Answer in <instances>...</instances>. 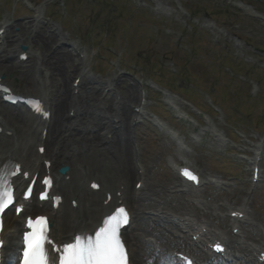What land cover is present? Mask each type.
Returning <instances> with one entry per match:
<instances>
[{
	"label": "rangeland",
	"instance_id": "obj_1",
	"mask_svg": "<svg viewBox=\"0 0 264 264\" xmlns=\"http://www.w3.org/2000/svg\"><path fill=\"white\" fill-rule=\"evenodd\" d=\"M40 1L54 17H47V23L88 51L92 78L122 72L144 81L147 88L153 79L185 100L197 102L212 118V126L174 120L163 97L150 95L145 124L131 132L148 170V182L174 184L168 168L173 143L152 122H156L150 116L154 109L163 118L156 122L158 126L174 127L180 137L197 139L182 144L176 155L197 163L207 176L225 181L220 189L210 187L203 206L218 212L219 203H246L257 232L264 233V172L262 181L253 185L250 167L243 159L264 137V21L243 16L228 4L231 0H158L162 10H157L156 0ZM243 1L264 11V0ZM19 2L0 0L1 14L15 21L31 17ZM7 79L24 93L37 91L34 82L13 79L11 74ZM176 107L192 114L200 112L182 102ZM205 129L221 134L219 149L211 148L209 142L216 146L217 141ZM262 168L264 171V155ZM180 202L183 210L191 209L184 196ZM212 223L217 228L226 225L220 219Z\"/></svg>",
	"mask_w": 264,
	"mask_h": 264
},
{
	"label": "bare ground",
	"instance_id": "obj_2",
	"mask_svg": "<svg viewBox=\"0 0 264 264\" xmlns=\"http://www.w3.org/2000/svg\"><path fill=\"white\" fill-rule=\"evenodd\" d=\"M33 22L38 23L19 21L18 31L13 30V23L6 25V39L0 48V71L11 74L16 80L21 78L34 82L37 88L43 90L42 95L50 106L52 116L48 126H45V137H42V130L39 134L35 130V124L39 123L37 118L27 114L21 106L12 107L0 100V121L5 128L13 131L11 136L0 134V155L13 149L26 168L42 158L51 159L54 171L62 164L68 165L70 179L56 182L55 191L66 198L77 195L80 208L73 219L69 202L57 211H50L54 223L53 235L58 239L67 238L69 232L91 229L93 223L97 222L100 196L87 195L86 190L79 187L80 181L93 176L112 186L115 181L119 185L120 180H124V202L132 212L130 228L125 231V237L133 264H179L170 254L175 249L192 251L202 262L212 264L213 259H204L205 255H201L203 241L194 242L183 232L177 234L178 238L170 236V232L174 233L178 228L169 213L174 211V215H185L178 212L183 209V203L180 202L176 185L148 182V170L139 175L132 164L129 122L135 113L130 102L139 101L137 83H127V78L122 74L99 79L86 77L84 73L81 82L83 91L74 95L68 83L69 74L78 66L73 74L74 77L77 75L82 59L65 44V38L60 33L42 24V18L35 17ZM14 36H17L16 43L22 40L27 45L29 58L23 63H17V55L14 53L13 57L12 50L6 49L12 45ZM30 61L31 66L26 67L25 64ZM115 89L122 90V94H116ZM73 97L76 98L75 105L71 103ZM66 104L68 108L65 110ZM71 108H75L74 116H70ZM116 125H119L118 129ZM110 131L111 139L107 136ZM39 136L45 146V154L41 156L34 147ZM133 179H142L139 190L134 189ZM174 181L179 183V177H172L171 183ZM200 211V217L211 218L212 213ZM218 217L221 218V215ZM203 220V226L194 227L195 232H202L204 227L210 226ZM222 220L227 219L223 217ZM6 227L14 230L5 236L4 261L13 257L21 221L8 217ZM205 235L217 237L213 229ZM229 237L227 256L230 258L217 261L218 264L257 263L253 255L254 246L264 244L263 235L253 231L250 226L240 234L239 239L233 234H229Z\"/></svg>",
	"mask_w": 264,
	"mask_h": 264
},
{
	"label": "snow or ice",
	"instance_id": "obj_3",
	"mask_svg": "<svg viewBox=\"0 0 264 264\" xmlns=\"http://www.w3.org/2000/svg\"><path fill=\"white\" fill-rule=\"evenodd\" d=\"M185 174L189 175L187 171ZM192 178L194 179V177ZM3 189V182L0 181V210L6 206L4 200L7 193ZM119 211L123 215L109 217L105 221L106 227L96 233L94 240L89 238L85 242L78 236L74 243L63 245L62 249H54L62 252L59 264H127L126 252L117 237V229L122 223L127 222L126 213L124 209ZM42 221H44L43 217L37 218V223ZM28 225L29 227L33 226L31 219H29ZM45 243H50V241H47L44 236L43 228L39 234L35 232L25 233L23 264H48L47 255L43 248ZM217 249L220 250L218 245Z\"/></svg>",
	"mask_w": 264,
	"mask_h": 264
}]
</instances>
